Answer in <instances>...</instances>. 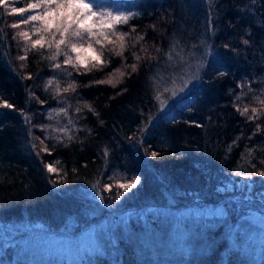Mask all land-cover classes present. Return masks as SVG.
<instances>
[{
    "label": "trees",
    "instance_id": "trees-1",
    "mask_svg": "<svg viewBox=\"0 0 264 264\" xmlns=\"http://www.w3.org/2000/svg\"><path fill=\"white\" fill-rule=\"evenodd\" d=\"M37 1L0 0V264H56L35 231L88 235L78 264H264L235 228L264 216V0H106L133 13L71 39Z\"/></svg>",
    "mask_w": 264,
    "mask_h": 264
},
{
    "label": "rangeland",
    "instance_id": "rangeland-1",
    "mask_svg": "<svg viewBox=\"0 0 264 264\" xmlns=\"http://www.w3.org/2000/svg\"><path fill=\"white\" fill-rule=\"evenodd\" d=\"M132 13L133 12L129 8L106 0H38L37 8L31 13V17L34 19L35 28H40L34 33L36 37L43 34L42 30L45 31L47 29L57 28L60 29L63 34L68 33V38L71 39L72 36L77 34L89 38L93 35H99L100 33L103 34L109 26L124 21ZM201 48H203V50L205 49L204 47ZM74 49L77 53V59L80 62L96 58L93 48L88 44L80 45ZM187 91L188 90L182 86L175 92V98H173L176 100L174 108L168 111L170 117L175 115L177 112L176 110H188V100L186 98L182 99L183 96L187 95ZM160 139H162L160 140V143L165 144V138L163 135ZM219 211L220 210H208L203 213H198L197 215H199L198 217L205 215L217 219L219 216H222ZM242 225L244 227H251L256 234H253L255 240L257 238L256 241L260 243V246L264 244L263 215H254L251 211L246 210L243 218L239 219L235 228H239ZM35 232V236L29 237L27 243H22L19 247L18 251H20L21 254L24 255L30 253V250H32V254L35 253V255H53L57 258L55 260L56 264H78L82 261L84 257L82 249L87 247L84 245L85 242L87 244L89 241L88 235L76 239L63 236L59 239L53 238L44 241L45 237L39 238V236H37V231ZM254 238L252 239L253 241ZM257 242L256 244L254 242L252 243L256 248H258ZM242 246L244 245L242 244ZM4 254H6L5 251H0V256Z\"/></svg>",
    "mask_w": 264,
    "mask_h": 264
}]
</instances>
